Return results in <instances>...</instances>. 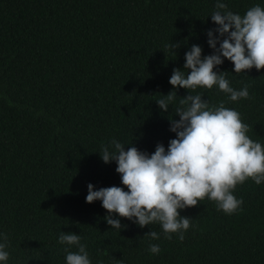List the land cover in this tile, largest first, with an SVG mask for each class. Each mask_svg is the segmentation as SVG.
Instances as JSON below:
<instances>
[{
    "label": "trees",
    "instance_id": "trees-1",
    "mask_svg": "<svg viewBox=\"0 0 264 264\" xmlns=\"http://www.w3.org/2000/svg\"><path fill=\"white\" fill-rule=\"evenodd\" d=\"M243 16L264 0H222ZM217 0H0V243L6 264H66L62 232L76 233L91 264H264V182L252 179L233 192L243 204L231 215L205 198L180 210L191 218L181 242L165 239L159 224L141 228L120 219L112 228L96 190L124 188L115 161L100 152L116 140L151 155L176 134L170 119L183 97L200 94L224 102L264 145V69L227 72L230 86L248 85L249 99L231 101L219 90L175 89L174 69L184 70L192 45L214 54L208 30ZM219 36V33H216ZM179 47L166 48V45ZM219 47V45H217ZM190 71V70H189ZM187 74V70H185ZM177 91L168 112L156 100ZM160 234L159 240L145 236ZM161 251L150 253L149 245ZM4 264V262H0Z\"/></svg>",
    "mask_w": 264,
    "mask_h": 264
},
{
    "label": "clouds",
    "instance_id": "clouds-1",
    "mask_svg": "<svg viewBox=\"0 0 264 264\" xmlns=\"http://www.w3.org/2000/svg\"><path fill=\"white\" fill-rule=\"evenodd\" d=\"M215 9L211 19L218 27L207 31L208 44L214 54L202 57L203 49L192 45L185 53L184 70L174 69L169 83L175 89L191 92L218 86L231 101L249 99L248 85L236 90L226 79L227 72L218 73L214 69L224 63V58L234 64L235 73L264 69V7L253 6L241 16L228 10L222 0H217ZM165 47L175 50L179 44ZM176 96L177 91H171L156 103L168 112ZM175 112L179 119H170V131L176 138L170 140L167 149L158 144L149 155L135 146L126 150V146L116 140L112 141V150L102 146L103 162H116V172L128 191L117 186L96 190L89 183L86 202L101 201L109 213L105 220L112 228H122L121 220L113 218L118 215L141 228L159 224L165 239L171 240L176 233L182 242L191 226V218L182 216L180 210L196 207L208 198L216 202L218 210L231 215L243 204V200L233 194L236 186L248 179L256 184L264 182V145L248 136L250 126L243 122L238 111L226 108L223 101L210 105L202 95L189 94L180 99ZM145 236L160 239L156 231H149ZM3 240L0 262L6 264L9 259L6 234ZM58 242L78 248V252L68 247L64 249L66 264H91L80 235L62 232ZM148 250L152 254L161 251L158 244H150Z\"/></svg>",
    "mask_w": 264,
    "mask_h": 264
}]
</instances>
